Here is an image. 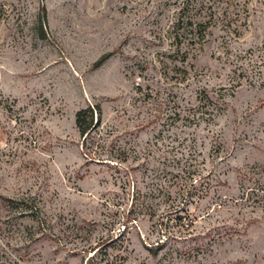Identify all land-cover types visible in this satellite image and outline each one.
I'll list each match as a JSON object with an SVG mask.
<instances>
[{
    "label": "rangeland",
    "instance_id": "1",
    "mask_svg": "<svg viewBox=\"0 0 264 264\" xmlns=\"http://www.w3.org/2000/svg\"><path fill=\"white\" fill-rule=\"evenodd\" d=\"M178 3L0 0V194L36 197L42 218L0 208V264H264V0H223L216 15L232 20L184 66ZM203 91L222 109L213 120L157 122L159 103L185 116ZM88 105L103 109L102 163L76 126ZM184 138L201 153V200H150L131 219L134 188L149 193Z\"/></svg>",
    "mask_w": 264,
    "mask_h": 264
},
{
    "label": "trees",
    "instance_id": "2",
    "mask_svg": "<svg viewBox=\"0 0 264 264\" xmlns=\"http://www.w3.org/2000/svg\"><path fill=\"white\" fill-rule=\"evenodd\" d=\"M179 9H177V18L173 25V42L177 46L178 55H181L180 63L184 66L190 59V50H195L198 45L205 43L210 29L213 26H217L218 23H227L226 19H222L216 15V9L219 5L223 3V0H177ZM46 13V9L43 8L42 14ZM232 20V19H230ZM187 50H186V49ZM173 55H170L171 58ZM109 58V55H104L98 62L95 63L94 68L101 67ZM177 74H179V82H185L189 80V72L186 70H181V68L176 66ZM183 74V75H181ZM182 76V77H181ZM181 78V79H180ZM138 90H142L138 86ZM151 95L146 98L149 99ZM198 100L200 102L199 107H192L189 112L185 111V116L181 107L174 102L171 110L165 112L164 104L159 103L157 109L155 110V118L158 121L165 120L166 123L163 127L175 126L182 118L187 119L191 124H196L199 122H208L214 119L215 114L222 111L221 107L214 105L210 98L203 91L199 94ZM213 106V107H212ZM198 114V115H197ZM196 118V119H195ZM76 126L82 138V148L84 156L91 162L98 161L97 163H102L103 160L96 159L95 157L102 156V152L106 150V146L101 147V153L95 152L93 148L98 142V138L95 136L98 134L102 122H103V109L100 105H88L86 108L79 110L76 113ZM197 125V124H196ZM195 125V126H196ZM177 139L174 145H171L168 150H171L172 157H167L165 159V168H157L154 172V180L148 187L149 193L142 191L139 187L134 188V195L132 197L133 211L130 213V218L134 216L138 209L142 212L146 207H150V200L158 201L157 204H168L169 208L176 206L179 198L181 202H185L186 205H191L195 202L196 196L198 200H201V195H198L199 188L195 183L194 177L200 175L198 170L202 163L196 159L201 156L195 150V147H190L189 150L184 148V142L187 140L184 138ZM101 161V162H100ZM173 168L176 173H172V177H167L169 171L167 168ZM255 169H251L248 173H244L243 177L249 179V175L254 172ZM245 172V171H244ZM264 173V169H262ZM255 173V172H254ZM174 174V175H173ZM254 175V174H252ZM151 189V190H150ZM176 190L177 198L173 197L172 190ZM40 202L36 197L32 195L24 196L21 199L13 200L2 196L0 194V208H8L15 212H19L16 218H42L40 214ZM182 218L178 217V223L182 224ZM160 247L158 244L156 248ZM159 249V248H158ZM157 253H154L156 255Z\"/></svg>",
    "mask_w": 264,
    "mask_h": 264
}]
</instances>
